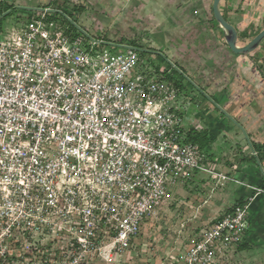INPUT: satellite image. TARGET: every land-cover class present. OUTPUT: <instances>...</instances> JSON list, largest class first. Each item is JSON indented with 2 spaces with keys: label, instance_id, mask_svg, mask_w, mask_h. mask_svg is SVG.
I'll list each match as a JSON object with an SVG mask.
<instances>
[{
  "label": "built area",
  "instance_id": "obj_1",
  "mask_svg": "<svg viewBox=\"0 0 264 264\" xmlns=\"http://www.w3.org/2000/svg\"><path fill=\"white\" fill-rule=\"evenodd\" d=\"M54 15L44 8L0 40V264H81L89 252H126L171 184L216 173L189 139L177 79L136 47L105 49L68 15L58 27ZM250 187L188 264H211L218 241H243L264 195Z\"/></svg>",
  "mask_w": 264,
  "mask_h": 264
},
{
  "label": "crops",
  "instance_id": "obj_2",
  "mask_svg": "<svg viewBox=\"0 0 264 264\" xmlns=\"http://www.w3.org/2000/svg\"><path fill=\"white\" fill-rule=\"evenodd\" d=\"M213 4L214 0H0V18L20 11L25 15L22 27L35 11L49 7L108 47L128 45L149 55L154 68L182 84L189 137L192 132L208 134L209 143L201 147L211 167L226 169L231 176L235 204L254 194L250 186L264 188V40L250 53L234 52ZM8 5L13 8L6 10ZM220 9L236 27L240 46L264 29V0H221ZM190 83L211 101L201 98ZM251 228L264 239V195L252 203L246 237Z\"/></svg>",
  "mask_w": 264,
  "mask_h": 264
},
{
  "label": "rangeland",
  "instance_id": "obj_3",
  "mask_svg": "<svg viewBox=\"0 0 264 264\" xmlns=\"http://www.w3.org/2000/svg\"><path fill=\"white\" fill-rule=\"evenodd\" d=\"M34 13L39 14L38 11ZM24 16V13L17 11L3 19L0 18V40L4 39L12 29H20ZM54 18L58 27H62L67 21L65 16L59 13H56ZM69 23L75 25L72 19ZM78 23L81 22L78 21ZM105 47L108 50L114 48L106 45ZM138 53L143 61L152 66L155 64L146 53ZM166 59L164 62L169 64ZM179 73V76H183L187 82H190L185 73ZM191 85L202 94L201 98L211 101L210 97L197 85ZM189 113L191 112L187 114ZM185 123L187 125V122ZM226 162L225 160L222 164L223 168H226ZM209 167L216 173H196L188 179L171 184L166 200L158 211L145 221L141 233L133 241L130 250L114 254L111 258H105L95 251L89 252L86 257H83L81 264H188L187 256L190 250L195 247V244L197 247L198 243L204 241L206 231L234 206L232 198L234 186L230 181L231 176L226 169L222 170L214 165ZM216 174H221L224 178ZM254 230L251 228L247 237L245 235L241 241V244L246 245L244 249L239 248V245L216 242L212 247L211 264H264V239ZM197 264L208 263L203 260Z\"/></svg>",
  "mask_w": 264,
  "mask_h": 264
},
{
  "label": "water",
  "instance_id": "obj_4",
  "mask_svg": "<svg viewBox=\"0 0 264 264\" xmlns=\"http://www.w3.org/2000/svg\"><path fill=\"white\" fill-rule=\"evenodd\" d=\"M221 0H214L213 8L216 19L221 24L227 35V43L229 47L236 53L245 54L252 52L263 40L264 29L254 37L248 44L244 46L238 45V31L222 14L220 9Z\"/></svg>",
  "mask_w": 264,
  "mask_h": 264
},
{
  "label": "trees",
  "instance_id": "obj_5",
  "mask_svg": "<svg viewBox=\"0 0 264 264\" xmlns=\"http://www.w3.org/2000/svg\"><path fill=\"white\" fill-rule=\"evenodd\" d=\"M10 8H13V6H12V5H8V6H6V10H7V9H10ZM13 12H15V11L13 10V11L10 12L9 14H11V13H13ZM2 14H3V12L1 11V12H0V15H2ZM9 14L3 16L1 19L7 17ZM165 77H167V78H169L170 80H172V78H171L170 76H165ZM177 82H178V80H177ZM189 139H190L191 141H193V142H197V143H199L202 147H205V146L209 143V141H210V139H209V137H208V134H206V133H204V134H200V133H198V134H197V133L192 132V133L190 134ZM239 244H240V243H239ZM239 247L244 248L245 246H244L243 244H241V245H239Z\"/></svg>",
  "mask_w": 264,
  "mask_h": 264
}]
</instances>
